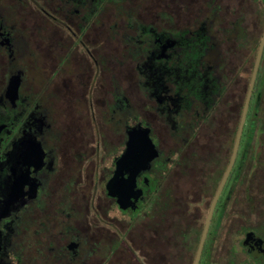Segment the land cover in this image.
Masks as SVG:
<instances>
[{
  "label": "flooded vegetation",
  "instance_id": "obj_1",
  "mask_svg": "<svg viewBox=\"0 0 264 264\" xmlns=\"http://www.w3.org/2000/svg\"><path fill=\"white\" fill-rule=\"evenodd\" d=\"M263 37L264 0H0V264H264Z\"/></svg>",
  "mask_w": 264,
  "mask_h": 264
},
{
  "label": "water",
  "instance_id": "obj_2",
  "mask_svg": "<svg viewBox=\"0 0 264 264\" xmlns=\"http://www.w3.org/2000/svg\"><path fill=\"white\" fill-rule=\"evenodd\" d=\"M263 45H264V37H263V40H262V46H261V49H260V53H259V57H258V61H257V66H258V62H259L260 56H261V51H262ZM123 206H125V205H123Z\"/></svg>",
  "mask_w": 264,
  "mask_h": 264
}]
</instances>
